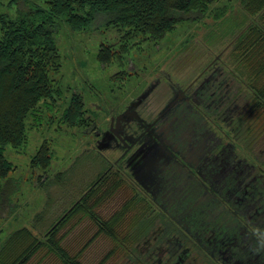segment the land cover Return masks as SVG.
Returning <instances> with one entry per match:
<instances>
[{
	"label": "flooded vegetation",
	"instance_id": "1",
	"mask_svg": "<svg viewBox=\"0 0 264 264\" xmlns=\"http://www.w3.org/2000/svg\"><path fill=\"white\" fill-rule=\"evenodd\" d=\"M217 55L185 85L157 75L86 130L107 166L83 194L118 181L138 218L120 264H264L261 158L240 150L241 95Z\"/></svg>",
	"mask_w": 264,
	"mask_h": 264
},
{
	"label": "rangeland",
	"instance_id": "2",
	"mask_svg": "<svg viewBox=\"0 0 264 264\" xmlns=\"http://www.w3.org/2000/svg\"><path fill=\"white\" fill-rule=\"evenodd\" d=\"M21 2L0 0V12L7 19L15 18ZM27 5L34 6L29 0ZM248 19L242 0H216L202 13L184 14L182 21L155 41L141 35L123 41L120 36L124 30L105 26L103 13H97L86 30L60 31L62 85L70 90H65L62 99L54 101L50 109L43 110L40 118L36 114L28 119L22 145L7 146L4 151L10 169L0 191V241L9 232L28 226L42 235L80 197L107 166L95 149H87L92 146L94 135L86 130L92 122L105 124L152 78L168 73L172 80L185 85L218 54L225 73L234 76L240 92L246 93V81L236 72L234 59L225 47ZM101 43L112 46L113 57L109 62L97 59ZM77 92L82 96L85 122L71 125L63 121L61 114ZM242 135L241 152L262 158L264 135L254 142L253 149L246 145L248 139ZM41 144L48 149L45 167L33 162ZM105 154L111 159L117 156L115 152ZM128 198V190L119 187L94 212L106 218ZM95 228L87 216L80 214L59 231H67L64 244L71 245L72 253L90 241L82 250L83 264H97L114 245L103 234L93 236ZM50 256L46 264H57L56 256ZM121 260L122 254L117 252L104 264H120Z\"/></svg>",
	"mask_w": 264,
	"mask_h": 264
},
{
	"label": "trees",
	"instance_id": "3",
	"mask_svg": "<svg viewBox=\"0 0 264 264\" xmlns=\"http://www.w3.org/2000/svg\"><path fill=\"white\" fill-rule=\"evenodd\" d=\"M21 1L15 18L7 19L6 14L0 12V191L10 169L4 154L6 147L22 145L26 140L28 119L36 114L40 118L43 110L50 109L54 101L62 99L65 90H70L62 85L60 31L86 30L96 14L103 13L105 26L124 30L120 36L123 41L140 35L155 41L182 21L184 14L202 13L216 0H29L34 4L32 7L27 5L28 0ZM242 2L249 19L225 50H229L236 72L244 77L248 86L243 94L236 86V94L241 95L238 112L241 131L248 139L246 145L253 149L254 142L264 135V0ZM111 49L112 46L101 43L97 59L109 62L113 57ZM81 99L78 92L72 94L63 108V121L71 125L85 122ZM33 162L46 166L45 144L40 145ZM260 166L264 175V156ZM262 183L264 185V176ZM118 187L116 181L101 190L94 187L82 193L40 236L29 226L9 232L0 241V264H29L32 260L31 264H46L50 255L56 256L57 264H83L82 250L90 241H85L84 246L72 253L71 245L64 244L67 231L59 233L70 219L80 214L96 226L93 236L101 233L114 243L97 264H104L117 252L126 258L130 251L125 250L124 245L133 240L129 226H136L138 219L132 213L135 209L132 200H126L107 219L94 212Z\"/></svg>",
	"mask_w": 264,
	"mask_h": 264
},
{
	"label": "water",
	"instance_id": "4",
	"mask_svg": "<svg viewBox=\"0 0 264 264\" xmlns=\"http://www.w3.org/2000/svg\"><path fill=\"white\" fill-rule=\"evenodd\" d=\"M219 55H217V57H218ZM174 103H175V101H174ZM123 114H125V112L124 113H122V114H119L117 117H121Z\"/></svg>",
	"mask_w": 264,
	"mask_h": 264
}]
</instances>
